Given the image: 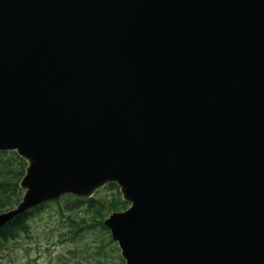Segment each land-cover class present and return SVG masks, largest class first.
I'll return each instance as SVG.
<instances>
[{"label": "water", "instance_id": "95a60500", "mask_svg": "<svg viewBox=\"0 0 264 264\" xmlns=\"http://www.w3.org/2000/svg\"><path fill=\"white\" fill-rule=\"evenodd\" d=\"M0 228L114 184L123 264H264V0H0Z\"/></svg>", "mask_w": 264, "mask_h": 264}, {"label": "trees", "instance_id": "16d2710c", "mask_svg": "<svg viewBox=\"0 0 264 264\" xmlns=\"http://www.w3.org/2000/svg\"><path fill=\"white\" fill-rule=\"evenodd\" d=\"M25 163L19 159L14 152L0 153V212L14 206L20 198L21 191L18 189V181L23 174ZM105 189L110 190L109 198H101L95 192L91 198L83 199L71 195L61 196L49 203L38 206L22 216L11 220L0 228V248L9 242H15L20 237L30 238L31 229L28 218L38 214L44 209H52L47 213V220L52 223L57 221V227L64 229L59 234L63 240L76 242L89 231L101 233L100 246L95 249L105 258L106 246L112 245L107 230L101 225L102 220L111 212L122 211L127 207L120 200V195L114 184H107ZM82 213L78 218L74 214ZM109 252H115V248H108ZM104 253V255H103ZM118 263L123 262L117 257Z\"/></svg>", "mask_w": 264, "mask_h": 264}, {"label": "rangeland", "instance_id": "374dc122", "mask_svg": "<svg viewBox=\"0 0 264 264\" xmlns=\"http://www.w3.org/2000/svg\"><path fill=\"white\" fill-rule=\"evenodd\" d=\"M96 193L101 198H109L110 196V190L104 187L97 190ZM49 208L28 218V224L31 229L30 238L20 237L17 241L9 242L0 248V264L118 263L119 251L114 242H112V245L106 246L104 250L105 258L102 257L100 252L97 253L95 246H100V239L103 235L95 230L85 233L76 242L63 240L59 234L63 233L64 229L57 227L55 219H53L52 223L47 220L46 212L55 209V206L52 205ZM79 215H82V213L74 214L76 218ZM108 248H115L116 251L110 253Z\"/></svg>", "mask_w": 264, "mask_h": 264}]
</instances>
